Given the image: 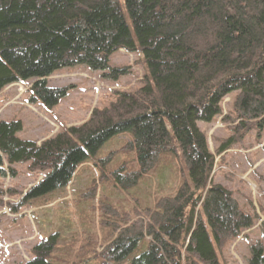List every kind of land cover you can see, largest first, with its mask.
Returning a JSON list of instances; mask_svg holds the SVG:
<instances>
[{"label":"trees","instance_id":"trees-1","mask_svg":"<svg viewBox=\"0 0 264 264\" xmlns=\"http://www.w3.org/2000/svg\"><path fill=\"white\" fill-rule=\"evenodd\" d=\"M120 4L148 77L134 91L115 93L108 107L93 109L85 122L39 145L17 137L19 120H0V178H15L17 164L42 173L16 204L6 207L15 213L67 188L89 155L127 133L121 149L135 151L139 169L120 167L100 174L102 181L129 192L162 154L170 153L175 164L162 168L161 180L165 172L175 173L178 185L175 192L158 195L151 208H134L138 220L120 218L115 237L97 256L99 264L126 261L138 248L130 264H219L218 251L255 223V216L213 177L224 154L250 132L259 138L264 131V0H0V94L33 80L28 102L52 109L73 88L48 86L59 70L84 66L110 81L126 75L127 68L109 64L119 51H136ZM227 97L230 105L223 115ZM218 117L228 136L210 150L199 125ZM57 242L56 234L43 238L22 264H52ZM246 264H264L261 243L250 245Z\"/></svg>","mask_w":264,"mask_h":264},{"label":"rangeland","instance_id":"rangeland-1","mask_svg":"<svg viewBox=\"0 0 264 264\" xmlns=\"http://www.w3.org/2000/svg\"><path fill=\"white\" fill-rule=\"evenodd\" d=\"M120 7L136 51L132 54L119 51L110 58L109 64L111 68H127L128 73L116 81H110L84 66L57 71L55 76H66L55 77L56 79L52 77L49 80L50 87L74 86L57 106L46 109L35 101L34 104L30 103V112H25L20 110L25 108L22 103L14 100L7 108H11L10 112L5 114V109L0 110V120L21 122L20 119H23V130L17 134L19 139L40 143L44 138L55 136L63 128L80 125L88 119L93 109L108 107L114 101L115 93L134 91L148 77V69L137 47L131 21L125 7L121 4ZM28 85L29 83L8 86L9 89L3 90V95H22V100H29ZM230 100L227 97L221 103L223 115L228 111ZM15 103L18 105H13ZM199 127L206 132L210 150H213L217 139L228 136L219 117L212 123ZM170 137L178 165L191 185L172 133ZM128 138L126 133L104 142L95 156L89 155L87 162L78 169L67 188L30 201L24 207L25 214L20 211L11 213L6 206L16 204L40 180L42 173L29 171L27 163L17 164L14 166L17 171L15 179L0 178V264H22L28 261L31 258V248L39 241L35 238L36 230L40 235L46 233V238L52 234L58 235L56 250L50 256L52 264H99L97 256L101 248L115 237V228L122 225L120 218L132 217L134 221L139 217L133 214L134 208H151L158 195L175 192L178 185L175 173L170 176L165 172L161 180L162 168L175 164V158L170 153L162 154L157 164L142 175L129 192H121L106 180L102 181L100 174L120 167L130 172L139 169L135 151L121 149ZM223 156L222 163L215 170L213 183L231 191L244 211L255 216V223L240 238L231 239L218 251V261L219 264H246L251 244L259 242L264 248V131L259 138L256 131L250 132L243 144L235 146ZM219 159L220 157L216 158V163ZM45 205L44 214L38 209ZM31 208L36 212L28 214L27 210ZM115 210L118 212L116 215ZM17 222L30 234L28 239H16L17 235L23 236L20 230L15 229ZM140 250L138 248L134 251L132 257L138 255ZM132 257L111 264H130Z\"/></svg>","mask_w":264,"mask_h":264},{"label":"crops","instance_id":"crops-1","mask_svg":"<svg viewBox=\"0 0 264 264\" xmlns=\"http://www.w3.org/2000/svg\"><path fill=\"white\" fill-rule=\"evenodd\" d=\"M29 84H31V83H29ZM14 86V85H13ZM12 87V86H11ZM7 89H9V87H7L4 91H6ZM4 91L0 94V98H3V99H1L0 100V102H1V104L0 105H2V107L0 106V110H2V109H5V114H7L8 112H10V110H11V108H9V109H7L8 107H9V105H11V103H13L14 102V100H17V101H20L21 103H22V105L25 107L24 109H20L21 111L22 110H24L25 112H30V109H29V107L31 106V104L29 105L28 103H27V101L28 100H26V99H24V100H22V95H20V96H18V95H12V94H5V95H3V93H4ZM13 105H18L17 103H15V104H13ZM8 111H7V110ZM21 111H19V112H21ZM18 112V113H19ZM15 115V114H14ZM13 117V116H12ZM11 120V119H10ZM9 120V121H10ZM21 120V122H22V130H23V123H24V121H23V119H20ZM49 136V135H48ZM47 136V137H48ZM44 139H46V138H44ZM43 139V140H44ZM43 140H41V141H43ZM41 141H39V142H41ZM35 142V141H34ZM37 143V142H36ZM13 179H15V178H13ZM39 179H41V178H39ZM26 210V208H22L21 210H20V212L22 213V214H25V211ZM38 210H42L41 212H43L44 214L46 213L45 211H46V205L44 206V207H42L41 209H38ZM36 212V210H32V208L31 209H29V210H27V212H28V214L29 213H34V212ZM30 221H31V219H30ZM32 222V221H31ZM24 226L23 225H21V224H19L18 222L16 223V227H15V229H17V230H20L21 231V233L23 234V236H20V235H17L16 237H18V238H16V239H28L29 237H30V234H28L27 232H26V230L23 228ZM33 228V227H32ZM46 236V233H43L42 235H40L39 233H38V231L36 230V236H35V238L36 239H38L39 241L40 240H42L43 238H46L45 237ZM32 238V237H31Z\"/></svg>","mask_w":264,"mask_h":264},{"label":"bare ground","instance_id":"bare-ground-1","mask_svg":"<svg viewBox=\"0 0 264 264\" xmlns=\"http://www.w3.org/2000/svg\"><path fill=\"white\" fill-rule=\"evenodd\" d=\"M2 93V92H1Z\"/></svg>","mask_w":264,"mask_h":264}]
</instances>
